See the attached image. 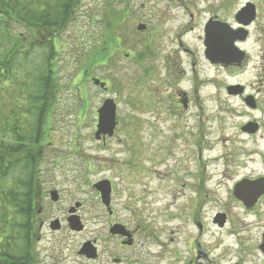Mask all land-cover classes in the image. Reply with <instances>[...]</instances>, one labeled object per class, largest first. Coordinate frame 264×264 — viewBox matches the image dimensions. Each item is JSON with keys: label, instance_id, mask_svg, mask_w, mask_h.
Wrapping results in <instances>:
<instances>
[{"label": "rangeland", "instance_id": "374dc122", "mask_svg": "<svg viewBox=\"0 0 264 264\" xmlns=\"http://www.w3.org/2000/svg\"><path fill=\"white\" fill-rule=\"evenodd\" d=\"M219 1L114 0L112 5L116 9L127 10L125 24L129 33L124 31L126 38L121 50L111 56L109 63L91 69V62L87 61L86 69L81 71L83 58L99 40V21L106 0H79L73 21L56 44L57 56L53 67L60 87L52 126L42 145L44 157L52 159L54 155L57 164L52 172H41L37 180L45 194L49 190H56L59 199L51 203L45 195L41 218L45 221L53 218L63 220L66 210L75 202L83 204V220L92 216L94 210L100 215L99 199L91 184L109 178L112 172L119 173L120 177L126 172L133 173L127 165L133 163L136 178L143 185L149 176L151 159L158 162L161 158L164 161L157 163L160 165L157 172L161 174L167 163L168 174L172 171V178H179V182L175 180L171 183L175 203L173 211H190V200L197 194L193 187H197L204 200L214 202L204 206V220H208L212 212L222 209L235 216L238 214L240 210L230 188L239 175L250 169L261 171L264 134L254 138L240 134L238 125L246 120L244 118L229 120L224 117L223 121H219L215 117L216 102L209 97L211 87L200 84L209 81L213 73L199 60L200 24L207 16L206 12ZM139 24L144 25L145 30L138 32ZM0 27L1 63L13 50L15 39L20 37L16 41L27 44L24 52L14 51L9 72L4 74V78L0 77V116L9 121V124H5L7 131L9 126L12 130L19 128L18 123L21 129L27 130L33 116L26 110V92L20 97L19 94L30 84L29 74L41 64L47 48H40L38 39L36 47L29 53L26 29L18 25H10L6 29L3 25ZM220 77L223 81L224 75ZM84 78L87 81L82 83ZM92 78L104 82L106 91L94 86ZM247 80V77H238L229 82ZM106 99L116 104L117 126L113 139L102 146V141L94 140L93 134L96 111ZM84 101L87 104L85 113L81 110ZM220 101L224 103L223 93ZM234 102L236 105L237 102ZM14 105L18 108L15 109ZM7 131L2 134L0 128V140L9 143L11 137L6 134ZM180 134L183 137L185 134L184 138L188 141L186 146L176 138ZM252 149H258L262 155L250 163L247 152ZM167 153L172 158L166 162L164 157ZM225 157L232 162L228 167L224 164ZM197 163L204 164V169L200 165L198 170ZM196 170L198 174H203V186L200 182L197 186L198 181L194 177ZM186 171L193 173V176L186 177ZM29 176L28 169L23 170V167L15 165L10 167L8 178L5 172L1 173L2 181H7V188L11 185L13 192L19 195L25 192L22 181L25 178L28 180ZM115 186L119 189L123 185L116 179ZM157 194L161 195L160 192ZM115 204V209L119 210L120 201L117 198ZM7 205L5 203L0 208V223L6 219ZM20 206L21 202H14V212ZM258 210L263 220L264 202ZM245 220L247 224L254 222L252 217ZM14 222L15 226H20L23 220L16 215ZM173 225L179 224L174 221ZM40 235L42 245H53L54 237L47 228L42 229Z\"/></svg>", "mask_w": 264, "mask_h": 264}, {"label": "flooded vegetation", "instance_id": "af4514ba", "mask_svg": "<svg viewBox=\"0 0 264 264\" xmlns=\"http://www.w3.org/2000/svg\"><path fill=\"white\" fill-rule=\"evenodd\" d=\"M237 1L220 0L213 4L200 24L199 60L213 71L212 78L200 84L212 89L209 97L216 102L215 117L219 121L224 117L246 119L238 125L239 133L254 138L264 134V0ZM48 36L49 33L41 32L39 47L51 48L57 54L59 38ZM19 50H27L25 41L19 44ZM6 64L0 62L1 75L8 70L9 62ZM238 77L248 80L229 82ZM221 93L224 103L220 101ZM8 135L9 143L0 140V202L8 204L6 219L0 223V264H264V218L261 220L258 210L264 202V158L260 161V172L250 169L231 185L234 202L240 210L236 216L222 209L204 220V206L214 202L204 200L197 187H193L197 194L190 200L192 209L173 211L171 183L179 182V178L174 180L172 171L168 174L167 163L161 174L157 172L160 166L157 163L164 161L161 158L158 162L151 159L149 176L143 185L136 178L133 163H127L133 173L126 172L120 177L119 173L112 172L109 178L101 180L108 188L107 191L103 187L109 193L106 204L102 193L93 187L95 183L91 184L99 199L100 215L94 210L88 221L83 220V204L75 202L66 210L63 220L45 221L41 218L45 195L51 203H56L59 195L56 190L45 194L37 177L41 172H52L57 160L54 155L52 159L44 157L42 143L47 137L44 139L43 134ZM113 135L103 137L102 146ZM184 137L180 134L176 138L186 146L188 141ZM3 150L5 156L1 154ZM261 155L258 149L247 152L250 163ZM164 158L167 162L172 157L167 153ZM224 161L225 167L232 163L226 157ZM12 164L30 172L29 179L22 181L25 192L21 195L13 192L11 185L7 188V181L1 179L2 172L8 178ZM200 165L204 169L205 165ZM198 170L194 177L197 186L199 182L203 186V174H198ZM185 176L192 177L193 173L186 171ZM116 179L123 185L119 189L115 186ZM52 193L56 201L52 200ZM115 198L120 201L119 210L115 209ZM16 201L21 206L14 212ZM16 215L23 220L20 226H15ZM72 216L80 226H70ZM246 217L254 218V222L247 224ZM174 221L179 225H173ZM44 228L54 237L50 247L41 244L40 232Z\"/></svg>", "mask_w": 264, "mask_h": 264}, {"label": "trees", "instance_id": "16d2710c", "mask_svg": "<svg viewBox=\"0 0 264 264\" xmlns=\"http://www.w3.org/2000/svg\"><path fill=\"white\" fill-rule=\"evenodd\" d=\"M113 1L106 0L99 21V40L83 58L81 71L86 69L87 61L91 62V69L109 63L111 56L121 50L122 42L126 38L124 31L129 33L125 24L127 10L126 8L116 9L112 5ZM78 3L79 0H0V14H3L0 17V25H3L5 29L10 25H18L26 29L30 53L32 48L36 47V42H38L42 31L49 33L48 37L51 39H60L62 34L68 30V26L75 16ZM17 39L12 47L13 50L11 49L12 51L4 57L2 62L4 65H7L6 62H10L14 51L19 47L21 41H16ZM56 56L57 54L53 53L51 49H47L41 64L37 65L35 71L29 74L30 84L26 90L20 91L19 97L25 95L26 92L28 105L26 110L33 116L32 123L28 125L27 130L21 129L18 123L19 128L12 130L9 126V131H7L5 124H9V121L4 119V116H0L2 134L7 131L6 134H43L44 139L47 137L52 126V115L60 87L53 67ZM0 77L4 78V75L0 74ZM86 81L87 78H84L81 82L85 83ZM14 108L18 107L14 105ZM86 108L87 104L84 101L83 105L81 103V110H84L85 113ZM1 154L5 156V151L3 150ZM4 206L5 203L0 202V208Z\"/></svg>", "mask_w": 264, "mask_h": 264}, {"label": "water", "instance_id": "95a60500", "mask_svg": "<svg viewBox=\"0 0 264 264\" xmlns=\"http://www.w3.org/2000/svg\"><path fill=\"white\" fill-rule=\"evenodd\" d=\"M144 29V25H138L137 30L141 31ZM209 54H213L212 51H209ZM93 84L95 86H99L100 88H104V84L101 83L98 79L92 80ZM117 121H116V104L111 99H106L103 101L102 105L97 110V124H96V130L94 132V139L96 141L101 140L103 137L108 136L111 137L114 133V130L116 128ZM106 183L105 181H99L96 183L93 187L97 189L100 193H102V200L106 204L107 201V195L109 193H105V189L103 190V187L106 188L108 191L107 186H104ZM52 200L56 201L55 193L51 194ZM70 212H73V209L70 210ZM70 226L76 227L78 226L79 222L76 217H70ZM56 224V221L54 222ZM80 226V224H79Z\"/></svg>", "mask_w": 264, "mask_h": 264}]
</instances>
